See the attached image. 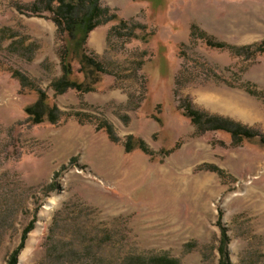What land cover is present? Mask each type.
<instances>
[{
	"label": "rangeland",
	"instance_id": "1",
	"mask_svg": "<svg viewBox=\"0 0 264 264\" xmlns=\"http://www.w3.org/2000/svg\"><path fill=\"white\" fill-rule=\"evenodd\" d=\"M99 5L117 15L86 42L104 74L55 95V15L0 0V264H264V50L241 52L264 41V0ZM39 91L57 123L25 112ZM186 105L250 137L203 132Z\"/></svg>",
	"mask_w": 264,
	"mask_h": 264
},
{
	"label": "trees",
	"instance_id": "2",
	"mask_svg": "<svg viewBox=\"0 0 264 264\" xmlns=\"http://www.w3.org/2000/svg\"><path fill=\"white\" fill-rule=\"evenodd\" d=\"M100 0H36L43 5V9L47 12H52L55 15L54 22L57 26L59 35H65L62 40L63 45L60 49V67L61 76L51 83L55 95L64 94L68 90H73L79 94H86L94 90L95 85L99 82V76L104 74V68L93 55L86 49V42L88 35L98 26L107 22L113 21L117 15L110 14L108 8H102L99 5ZM53 4L56 7L53 8ZM37 10L36 5L33 6ZM120 26L127 28L128 23L119 20ZM138 25L131 24L130 31L140 28ZM132 37V35H130ZM202 40L208 47L216 49L227 48L223 43L212 41L211 38L202 34ZM254 49V51H253ZM241 52L247 55H253L254 52H263L264 41L259 44L252 45L241 49ZM77 61L79 65L78 73L82 75V80L77 81L73 78V69L71 62ZM12 75L16 78L21 85L25 86L26 77L18 71H13ZM47 96L39 91V99L25 112L33 119L34 124H39L43 119H47L50 123L55 124L59 120V110L57 107H48L46 104ZM184 114L188 117L192 124H194L201 131H214L224 130L230 135L237 134L239 131L240 136L250 137L246 129L232 123L229 120L211 117L193 111L188 105L184 107ZM108 138L115 142L117 141L112 128L105 125ZM137 147L145 152L146 146L140 140L137 142ZM125 152L129 153L133 150L134 146L131 143V138L124 145ZM25 231V233H28ZM18 250L15 252L17 253ZM135 264H178L177 261L167 257H153L149 259H136ZM220 264H226V261L220 260Z\"/></svg>",
	"mask_w": 264,
	"mask_h": 264
},
{
	"label": "bare ground",
	"instance_id": "3",
	"mask_svg": "<svg viewBox=\"0 0 264 264\" xmlns=\"http://www.w3.org/2000/svg\"><path fill=\"white\" fill-rule=\"evenodd\" d=\"M197 184V183H196ZM46 208L48 209V206H46Z\"/></svg>",
	"mask_w": 264,
	"mask_h": 264
}]
</instances>
